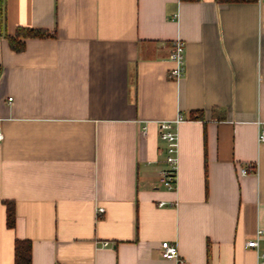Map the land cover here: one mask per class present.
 I'll return each instance as SVG.
<instances>
[{
  "label": "crops",
  "instance_id": "obj_1",
  "mask_svg": "<svg viewBox=\"0 0 264 264\" xmlns=\"http://www.w3.org/2000/svg\"><path fill=\"white\" fill-rule=\"evenodd\" d=\"M18 26L52 35L16 52ZM0 130V264L17 239L31 264L264 263V0H0Z\"/></svg>",
  "mask_w": 264,
  "mask_h": 264
},
{
  "label": "built area",
  "instance_id": "obj_2",
  "mask_svg": "<svg viewBox=\"0 0 264 264\" xmlns=\"http://www.w3.org/2000/svg\"><path fill=\"white\" fill-rule=\"evenodd\" d=\"M170 59L175 62L169 74L174 79H178L182 76L184 71V42L180 39L174 40L172 43V50L170 53ZM9 100L11 98H8ZM183 115L178 114L172 120H164L157 123L159 139L164 143V164L165 166L158 173V184L168 190H172L175 187L176 182V170H177V152H178V133L177 125L183 120ZM3 139V133L0 130V141ZM258 140L264 143V132L261 131ZM256 171V164L252 162H246L239 168L241 175L252 173ZM159 206L165 205V202H158ZM97 212H103V208L98 207ZM263 231L257 229L254 237L245 243L248 248L257 250L258 240L262 237ZM161 256L163 258H176L179 259L178 249L175 244L163 241L160 244ZM257 264L263 263V255L258 254Z\"/></svg>",
  "mask_w": 264,
  "mask_h": 264
},
{
  "label": "trees",
  "instance_id": "obj_3",
  "mask_svg": "<svg viewBox=\"0 0 264 264\" xmlns=\"http://www.w3.org/2000/svg\"><path fill=\"white\" fill-rule=\"evenodd\" d=\"M218 2H245L256 0H216ZM52 34L46 29L18 26L14 35L7 36L10 48L13 51H21L24 48V40L27 38H44ZM6 225L14 227V206L10 201L6 202ZM14 264H31V243L28 240H16L14 243Z\"/></svg>",
  "mask_w": 264,
  "mask_h": 264
}]
</instances>
